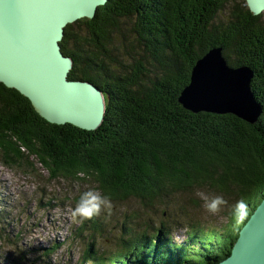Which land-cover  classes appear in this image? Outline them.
Returning <instances> with one entry per match:
<instances>
[{"label": "trees", "instance_id": "obj_1", "mask_svg": "<svg viewBox=\"0 0 264 264\" xmlns=\"http://www.w3.org/2000/svg\"><path fill=\"white\" fill-rule=\"evenodd\" d=\"M263 14L253 16L244 0H107L93 19L68 25L60 42L72 60L68 80L89 82L104 98V118L94 131L47 123L25 97L0 84L1 166L39 177L44 171L49 180L79 187L95 184L112 203L134 198L162 208L158 229L125 215L141 222L142 235L117 232L111 250L90 242L76 264H208L230 254L238 230L264 198ZM215 47L229 66L252 70L251 90L262 107L255 124L192 113L179 103L193 65ZM203 188L227 201L219 215L224 229L205 233V223L186 218L187 237L170 243L163 227L174 233L178 226L165 199L187 193L189 206L202 207L189 196ZM239 199L247 205L240 220L233 214ZM86 221L100 235V217Z\"/></svg>", "mask_w": 264, "mask_h": 264}, {"label": "water", "instance_id": "obj_2", "mask_svg": "<svg viewBox=\"0 0 264 264\" xmlns=\"http://www.w3.org/2000/svg\"><path fill=\"white\" fill-rule=\"evenodd\" d=\"M253 16L264 0H244ZM107 0H0V84L25 97L47 123L94 131L104 118L101 90L68 80L72 60L62 54L64 29L91 20ZM253 72L231 67L221 47L208 50L192 67L179 103L192 113L233 115L253 125L262 107L251 90ZM217 264H264V198L227 258Z\"/></svg>", "mask_w": 264, "mask_h": 264}, {"label": "rangeland", "instance_id": "obj_3", "mask_svg": "<svg viewBox=\"0 0 264 264\" xmlns=\"http://www.w3.org/2000/svg\"><path fill=\"white\" fill-rule=\"evenodd\" d=\"M219 17L225 20L226 14L223 12ZM41 173L42 177L37 176L38 174L27 175L23 167L9 170L0 165V264H76L90 242H95L93 249L96 246L102 249L98 245L100 243L109 245L108 249L111 250L110 238L117 232L120 234L119 232L129 231L130 237L135 234L142 235L143 229L137 226L141 222L128 220L125 215L146 219L150 224L159 222L161 207H149L144 202L131 198L122 203L110 202L111 208H102L97 214L102 222V231L100 235L95 234L86 219L77 217L74 220L71 216L81 194L95 189V184L79 187L67 180H49L44 171ZM193 192L189 197H198L202 205L205 201L196 193H202L209 200L218 195V192L208 188ZM185 194L181 193V199H165L168 208L166 210L171 212V217L178 226L177 233L163 227L164 232L169 235L170 243L181 242L187 237L183 225L186 218L190 219L188 224L192 221L205 223L200 227L205 233L209 230L219 233L224 229L226 219L219 217L224 206L212 214L203 206H189ZM231 218L234 217L231 215ZM159 225L156 224L155 229ZM81 227L83 231L80 230ZM93 235H96L94 239ZM148 235L147 233L143 236L149 238ZM165 237L167 239L166 235ZM159 242L160 245H165L164 239ZM55 245L54 252L48 255L47 250Z\"/></svg>", "mask_w": 264, "mask_h": 264}, {"label": "clouds", "instance_id": "obj_4", "mask_svg": "<svg viewBox=\"0 0 264 264\" xmlns=\"http://www.w3.org/2000/svg\"><path fill=\"white\" fill-rule=\"evenodd\" d=\"M205 201L203 207L209 213L215 214L225 205L227 201L221 195H216L210 200L203 196L202 193H197ZM102 208H111L109 198L101 195L98 190H89L81 194L77 204L71 212L72 218L77 217L88 219L99 214ZM233 214L238 220L243 219L247 214V205L243 199H239L233 205Z\"/></svg>", "mask_w": 264, "mask_h": 264}, {"label": "bare ground", "instance_id": "obj_5", "mask_svg": "<svg viewBox=\"0 0 264 264\" xmlns=\"http://www.w3.org/2000/svg\"><path fill=\"white\" fill-rule=\"evenodd\" d=\"M258 204H259V203H258ZM258 204H257V205H258ZM257 205H256V207H257ZM256 207H255V208H256ZM254 210H255V209H254ZM254 210H253V211H254ZM252 213H253V212H252ZM243 223H244V222H243ZM239 231H240V229L238 230V236H239ZM238 236H237V238H238ZM236 240H237V239H236ZM235 242H236V241H235ZM234 244H235V243H234ZM228 256H229V255H228ZM228 256H227V257H228ZM227 257H226V258H227ZM223 260H224V259H223ZM220 262H221V261H220ZM212 263H213V264H217V263H219V262H215V261H213Z\"/></svg>", "mask_w": 264, "mask_h": 264}]
</instances>
